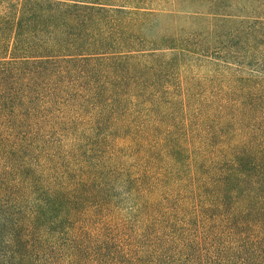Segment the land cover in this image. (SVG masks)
I'll list each match as a JSON object with an SVG mask.
<instances>
[{
	"label": "trees",
	"instance_id": "obj_1",
	"mask_svg": "<svg viewBox=\"0 0 264 264\" xmlns=\"http://www.w3.org/2000/svg\"><path fill=\"white\" fill-rule=\"evenodd\" d=\"M0 264H264V0H0Z\"/></svg>",
	"mask_w": 264,
	"mask_h": 264
},
{
	"label": "rangeland",
	"instance_id": "obj_2",
	"mask_svg": "<svg viewBox=\"0 0 264 264\" xmlns=\"http://www.w3.org/2000/svg\"><path fill=\"white\" fill-rule=\"evenodd\" d=\"M174 23H175L174 15L154 18L152 20V25L154 26L155 30L159 32H166L168 27L174 26Z\"/></svg>",
	"mask_w": 264,
	"mask_h": 264
}]
</instances>
